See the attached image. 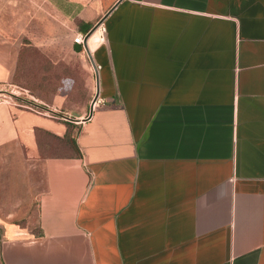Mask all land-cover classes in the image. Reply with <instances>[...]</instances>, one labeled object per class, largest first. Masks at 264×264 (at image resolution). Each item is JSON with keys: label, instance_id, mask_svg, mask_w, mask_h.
Returning a JSON list of instances; mask_svg holds the SVG:
<instances>
[{"label": "crops", "instance_id": "1", "mask_svg": "<svg viewBox=\"0 0 264 264\" xmlns=\"http://www.w3.org/2000/svg\"><path fill=\"white\" fill-rule=\"evenodd\" d=\"M58 21L87 92L0 100V264H264V0H49ZM21 44L0 18V85Z\"/></svg>", "mask_w": 264, "mask_h": 264}, {"label": "rangeland", "instance_id": "2", "mask_svg": "<svg viewBox=\"0 0 264 264\" xmlns=\"http://www.w3.org/2000/svg\"><path fill=\"white\" fill-rule=\"evenodd\" d=\"M7 2L0 0V18L3 23L9 24L13 33L21 32V64H18L14 83L0 85V88L29 98L35 95L38 98L51 100L62 87L63 80L71 78L72 85L69 86V94L64 106L74 108L82 106L81 99L87 92L85 62L81 53L72 51L71 42L66 38L64 23L58 21L57 40L50 42L47 39L49 0H9ZM2 9H4L3 12H1ZM37 39H43L44 47L57 50V61L49 57L48 53L37 45ZM0 98L11 99L8 92L1 94Z\"/></svg>", "mask_w": 264, "mask_h": 264}, {"label": "built area", "instance_id": "3", "mask_svg": "<svg viewBox=\"0 0 264 264\" xmlns=\"http://www.w3.org/2000/svg\"><path fill=\"white\" fill-rule=\"evenodd\" d=\"M95 30H100V35H99L100 40L95 45V47H96L97 45L103 43L106 40L107 26H106V22H105V15L102 16L100 19H98L96 21V23L94 24L93 28H91L88 32L76 34L74 36V41L82 44V46L86 50L93 51V49L95 47L91 48V46L89 44V40H90V37L92 36V34ZM6 92H8L10 94L11 99L0 98V100L15 101L19 105L26 106V107H29V108H32L35 110L45 109V110L51 111L54 114L63 115V113L60 114V112H58L55 109H52L48 105L44 104L42 101H40V98L36 97L35 95H32V97L29 98V97H26L24 95L9 91L7 89L0 88V95L5 94ZM29 95H31V94H29ZM104 101H105V99L102 96L96 95L92 99L91 107L94 108Z\"/></svg>", "mask_w": 264, "mask_h": 264}, {"label": "bare ground", "instance_id": "4", "mask_svg": "<svg viewBox=\"0 0 264 264\" xmlns=\"http://www.w3.org/2000/svg\"><path fill=\"white\" fill-rule=\"evenodd\" d=\"M99 35H100V30H95L92 36L90 37L89 44L91 43L93 45H96L97 42L100 40Z\"/></svg>", "mask_w": 264, "mask_h": 264}, {"label": "trees", "instance_id": "5", "mask_svg": "<svg viewBox=\"0 0 264 264\" xmlns=\"http://www.w3.org/2000/svg\"><path fill=\"white\" fill-rule=\"evenodd\" d=\"M20 61H21V57H20V59H19V63H18V64H21ZM17 67H18V66H17Z\"/></svg>", "mask_w": 264, "mask_h": 264}, {"label": "water", "instance_id": "6", "mask_svg": "<svg viewBox=\"0 0 264 264\" xmlns=\"http://www.w3.org/2000/svg\"><path fill=\"white\" fill-rule=\"evenodd\" d=\"M93 109V108H92Z\"/></svg>", "mask_w": 264, "mask_h": 264}]
</instances>
